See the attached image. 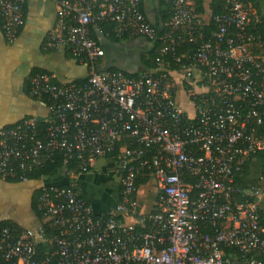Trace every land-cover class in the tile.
<instances>
[{
  "label": "built area",
  "instance_id": "1",
  "mask_svg": "<svg viewBox=\"0 0 264 264\" xmlns=\"http://www.w3.org/2000/svg\"><path fill=\"white\" fill-rule=\"evenodd\" d=\"M54 1L56 23L44 46L64 47L88 72L81 81L29 76L30 94L49 100L48 113L0 127V175L28 182L60 152L69 181L40 178L37 227L0 226V264H264L255 201L263 192L235 178L252 152L264 150V53L253 49L259 40L248 30L250 7L223 0L208 35L195 0H167L171 14L160 29L142 0ZM26 2L0 0L11 44ZM106 23L118 37L155 43V68L102 67L105 49L92 32L104 34ZM180 92L193 115L177 103ZM108 156L122 175L121 199L112 213L95 215L75 178ZM142 176L156 179L162 196L140 216L134 195ZM119 213L137 216L140 226ZM41 242L50 248L39 256Z\"/></svg>",
  "mask_w": 264,
  "mask_h": 264
},
{
  "label": "crops",
  "instance_id": "2",
  "mask_svg": "<svg viewBox=\"0 0 264 264\" xmlns=\"http://www.w3.org/2000/svg\"><path fill=\"white\" fill-rule=\"evenodd\" d=\"M261 16L264 18V0H258ZM210 2L204 0L205 12L201 19L210 22ZM167 0H142V6L148 18L155 25L163 22ZM253 11L251 3L247 4ZM58 4L54 0H27L24 7L23 23L19 37L15 43H9L0 26V127L12 126L27 117H44L48 113L47 105L43 100L33 97L27 90L29 76L33 70L54 72L59 79H83L88 72V66L81 64L64 48L48 49L44 41L53 29L57 18ZM96 39L105 49L101 59L102 67L126 69L124 63L113 60L108 56V50L119 48L136 49L141 71L147 70L142 62V56L148 54L151 43L144 37L129 35L127 39L116 41L94 30ZM140 43L142 46L132 45ZM131 45V46H130ZM262 53V52H260ZM134 74L136 71H124ZM140 72V71H139ZM178 83V82H177ZM121 173L117 170L116 160L111 157H100L93 161L88 173L76 176L75 180L79 191L88 202L95 215H107L116 209L121 199ZM243 186L247 189L259 185L263 194L257 205L264 215V168L254 159L250 164L249 175L241 176ZM49 183H66L69 179L47 178ZM39 180L36 182H20L0 176V223L12 222L17 228L24 230L37 227L41 223L38 211L34 207L36 190L39 189ZM161 193L156 179L149 177L147 183L137 188L134 195L135 203L140 216L154 211L160 200ZM8 207V209L6 208ZM127 225L140 226L137 216L118 214Z\"/></svg>",
  "mask_w": 264,
  "mask_h": 264
},
{
  "label": "trees",
  "instance_id": "3",
  "mask_svg": "<svg viewBox=\"0 0 264 264\" xmlns=\"http://www.w3.org/2000/svg\"><path fill=\"white\" fill-rule=\"evenodd\" d=\"M244 3L248 4L251 3L252 7H253V11H251V14L249 16V20H248V30L255 34L256 36H258V40H259V45H256L253 49L257 52V53H264V18L261 16V9L259 6V1L258 0H243ZM167 7L165 9V11L167 12L164 16V20L162 23H164L165 21L169 20L170 18V5L168 3H166ZM195 5H196V10L197 12H199V14H203L205 12V7H204V0H195ZM210 10H211V14L215 15L218 14L220 12H222L223 10V0H211L210 2ZM24 17V16H23ZM161 23V24H162ZM1 24L3 25V20L0 17V26ZM161 24H157L156 26L160 29ZM102 27V29L105 31V34H107V36L111 37V39L116 40V41H120L125 40L128 38V34L122 36V37H118L115 33H113L112 29H111V25L110 24H102L100 25ZM22 27V25H21ZM20 27V29H21ZM215 28L214 25V21H210L207 25H206V33L208 35H210L211 31ZM3 31V28H2ZM4 33V31H3ZM5 38L6 35L4 34ZM92 36L96 39L95 36V32H92ZM7 40V38H6ZM156 57V44L154 43L153 45H151L150 50L148 51V54H144L142 56V62L144 63V66L147 69H151V68H155V62L154 59ZM40 72H45L43 70H33L32 71V75L36 74V73H40ZM77 81H81V79H78ZM30 84V83H29ZM27 90L30 92V86H27ZM44 103H47L49 100L47 98L42 99ZM257 159L259 161V164L264 168V150L262 151H256V152H252L249 157L245 160V162L241 165V169L236 171L235 173V178L236 181L239 185H243L242 182V178L241 176H247L249 175V171H250V164L251 162ZM62 154L60 152H56V154L48 161H46L42 166L36 168L33 173H31L29 175V182H36L37 180H40V178L42 177H50V178H61L62 177ZM1 176V175H0ZM11 179V178H10ZM14 181H19L18 179H12ZM149 180L148 176H142L140 177L137 181H136V187L138 188L139 186H141L142 184L147 183ZM69 181V180H68ZM40 190H36V194H35V198H34V207H36L37 211H38V216L39 218L42 219V213L38 210V206H37V199L39 196ZM261 215H260V219H261V224L264 226V215L262 214V212L260 211ZM5 224H9V225H14L12 222L10 221H5V222H1L0 226L5 225ZM46 227V235L48 237H51L54 230L49 228L47 225H45ZM50 248V244L49 243H39L38 244V251H39V256H42V253ZM229 254L232 253H240V251L237 248H231L227 250Z\"/></svg>",
  "mask_w": 264,
  "mask_h": 264
},
{
  "label": "rangeland",
  "instance_id": "4",
  "mask_svg": "<svg viewBox=\"0 0 264 264\" xmlns=\"http://www.w3.org/2000/svg\"><path fill=\"white\" fill-rule=\"evenodd\" d=\"M132 45H137V47L142 46L139 42L137 44L132 43ZM131 46V45H130ZM121 50H108V56L112 57V59L118 60L117 62L124 63L123 67L126 69H122L123 71H136L139 72L141 71L144 67L143 64L140 62L139 54H137L136 49L132 48H119ZM177 103L180 104V107L187 111L190 115H193L194 111L192 108V105L190 103H187L184 101V98L182 96V93H178L177 97ZM4 198V195L0 198L2 200ZM8 209V207H6Z\"/></svg>",
  "mask_w": 264,
  "mask_h": 264
}]
</instances>
